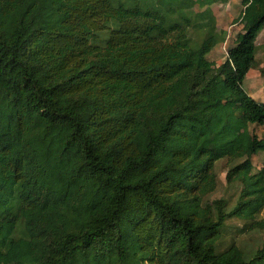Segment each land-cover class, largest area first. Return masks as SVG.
Here are the masks:
<instances>
[{
    "label": "trees",
    "instance_id": "obj_1",
    "mask_svg": "<svg viewBox=\"0 0 264 264\" xmlns=\"http://www.w3.org/2000/svg\"><path fill=\"white\" fill-rule=\"evenodd\" d=\"M205 1L0 0V264H264V244L217 249L228 219L253 228L264 209V136L248 130L264 103L243 88L264 0H242L217 66L208 10L188 36ZM210 146L242 160L231 209L207 199Z\"/></svg>",
    "mask_w": 264,
    "mask_h": 264
},
{
    "label": "rangeland",
    "instance_id": "obj_2",
    "mask_svg": "<svg viewBox=\"0 0 264 264\" xmlns=\"http://www.w3.org/2000/svg\"><path fill=\"white\" fill-rule=\"evenodd\" d=\"M242 0H206L203 5H194L186 11L190 18L188 26V36L193 45H196L205 37L207 30L198 28L200 24L208 22L203 12L208 10L214 19L217 30L224 32V41L217 44L210 52L209 59L217 66L222 63L227 55V50L234 45L237 34L243 31L241 12L243 10ZM206 12V11H205ZM262 31L256 39L255 67L250 69L243 81L244 90L258 102L264 103V44ZM241 108L236 106L234 116L241 119ZM229 133L241 135L242 131H237L233 120L226 119ZM248 130L258 137L264 136V126L249 125ZM210 151L215 154L218 161L215 165L216 188L207 197L208 201L223 199L227 202V208L231 209L238 198L241 186L238 182H229L227 173L229 169L242 160H231L229 154L232 148L220 150L210 146ZM264 154L258 153L251 159L252 172L258 171L263 166ZM259 223L264 224V209L256 216L253 228L245 226V222L235 218L228 219L220 232L217 249L222 251L231 244H236L242 248L246 254L251 255L256 249L264 244V228Z\"/></svg>",
    "mask_w": 264,
    "mask_h": 264
},
{
    "label": "crops",
    "instance_id": "obj_3",
    "mask_svg": "<svg viewBox=\"0 0 264 264\" xmlns=\"http://www.w3.org/2000/svg\"><path fill=\"white\" fill-rule=\"evenodd\" d=\"M249 94V93H248ZM250 95V94H249Z\"/></svg>",
    "mask_w": 264,
    "mask_h": 264
}]
</instances>
